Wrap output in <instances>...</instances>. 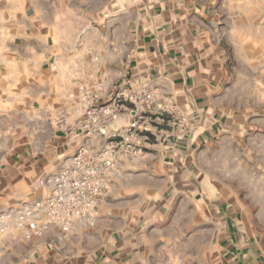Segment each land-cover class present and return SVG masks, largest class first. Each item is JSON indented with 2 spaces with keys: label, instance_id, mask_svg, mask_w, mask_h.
I'll list each match as a JSON object with an SVG mask.
<instances>
[{
  "label": "crops",
  "instance_id": "1",
  "mask_svg": "<svg viewBox=\"0 0 264 264\" xmlns=\"http://www.w3.org/2000/svg\"><path fill=\"white\" fill-rule=\"evenodd\" d=\"M251 79L264 92V0H0V211L44 200L77 149L103 146L70 131L97 86L96 105L148 87L154 115L185 128L120 164L93 227L11 228L0 264H158L147 206L163 191L213 206L217 264H264V118L242 112Z\"/></svg>",
  "mask_w": 264,
  "mask_h": 264
},
{
  "label": "built area",
  "instance_id": "2",
  "mask_svg": "<svg viewBox=\"0 0 264 264\" xmlns=\"http://www.w3.org/2000/svg\"><path fill=\"white\" fill-rule=\"evenodd\" d=\"M99 92L101 87L97 86L92 94L80 98L82 111L70 131L103 139V146L98 150L77 149L50 181L44 200L0 211V236L11 228L26 226H34L37 234L49 225L64 232L93 227L107 181L119 177L120 164L139 162L151 140L163 143L185 130L183 118L172 114L173 119L166 120L154 115L158 98L148 87L118 90L108 102L96 105ZM122 119L124 124L119 123Z\"/></svg>",
  "mask_w": 264,
  "mask_h": 264
},
{
  "label": "rangeland",
  "instance_id": "3",
  "mask_svg": "<svg viewBox=\"0 0 264 264\" xmlns=\"http://www.w3.org/2000/svg\"><path fill=\"white\" fill-rule=\"evenodd\" d=\"M234 33L237 37L244 31H234ZM255 82L254 79H251L246 88L248 90L244 98L246 105L242 111L244 117L252 119L264 118V92L259 86L260 79H257V83ZM243 92H245L244 89ZM249 104L252 109H248ZM250 144L251 141L248 138L245 146ZM224 145V149H227V144ZM222 148L223 146H221ZM220 164L222 165V162ZM227 170L226 166L224 170L221 167L220 177L221 181L225 183L229 176ZM239 177L243 178L242 175ZM240 193L244 194V190H241ZM252 194L254 193L252 192ZM156 195L158 196L157 204L149 203L147 206L149 213L147 224L150 230L159 232L155 238V246L161 250V253L156 254L159 259L158 264H217L212 248L215 242L211 222L215 211H213V206L210 203L200 204L190 199H184L180 194L170 200L171 195L168 191H163V194L157 192ZM152 200L154 199L149 201ZM257 209L262 210L263 207H253V212ZM161 235L163 237H160Z\"/></svg>",
  "mask_w": 264,
  "mask_h": 264
}]
</instances>
